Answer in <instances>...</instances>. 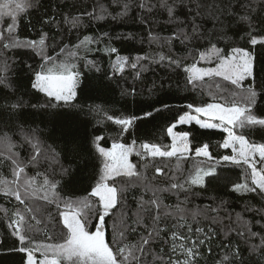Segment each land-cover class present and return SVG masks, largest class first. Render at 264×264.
<instances>
[{
	"label": "snow or ice",
	"instance_id": "1",
	"mask_svg": "<svg viewBox=\"0 0 264 264\" xmlns=\"http://www.w3.org/2000/svg\"><path fill=\"white\" fill-rule=\"evenodd\" d=\"M116 3L121 8L119 17L127 16L130 11L127 0L123 3L116 0ZM38 4L39 0H0V87L12 90L4 97L6 104L0 105V196L9 202L14 199L22 206L10 210L0 205V213L10 221L8 228L11 235L19 241V247L13 251L24 254L23 264H200L203 257L201 248L206 247L209 254L213 252L209 246L217 235V229L213 226L224 224L225 220L231 221L232 217H220L223 203L217 207L189 210L182 206L184 201L173 207L165 204L163 197L166 193H173L179 199V194L183 193L187 200L189 194L198 195L191 193L192 186L206 188L210 183L208 178L216 176L215 164L220 161L212 156L209 145L204 143L194 149L195 156L213 160L215 164L206 168L197 165L194 173L183 183L170 177L165 186L155 182L156 176L165 175L164 167H154L152 177L148 176L147 168L156 158L176 157L179 160L192 153L190 133L174 129L177 124L190 125L194 122L203 129L227 132L222 147L230 148L234 154L224 155L220 159L246 165L250 169V180L234 183L232 190L264 197V143L250 142L245 135H237L234 131L236 128L264 129V116L254 111L264 96V85L258 90L256 84V54L241 47H231L226 52L225 48L217 46L225 39L233 20L247 26L251 46L264 45V0H137L139 9L164 16V23L173 26V30L168 36L149 32V42L161 49L166 48L168 54L161 51L153 57L137 56L130 66L136 69L141 60L151 59L165 68H182L186 84L192 89L203 91L205 85L215 89L208 92L212 102L200 105L189 103V111L179 116L177 124L167 128V135L171 138V144L167 146L143 142L137 147L136 140H133L131 144L114 141L110 148H105L100 143L104 137L96 136L93 147L101 161L98 178L88 195L78 198L61 194L64 191L62 181L67 178V183L72 182V168L64 167L60 154L42 139V129L32 126L35 121L30 122V116L34 110L57 115L78 107L74 102L82 73L75 61L82 58L81 50L85 53L92 51L89 45L96 41L85 36L78 44H64L55 55H49L47 32L41 31L38 40H21L18 36V18ZM110 15L108 9L101 5L98 11L93 9L92 12H80L75 16L65 15L64 20L75 28L85 16L100 21ZM5 18L10 20L6 26ZM111 18L115 20L117 16ZM141 19L147 22L145 17ZM50 22H55L54 16L41 20L45 25ZM209 23L212 24L211 28L207 27ZM257 29L261 32L251 35ZM201 42H207V46L196 47ZM174 43L183 45L187 56L175 55L172 51ZM16 49L31 50L41 58L38 70L33 69L31 64L25 67L33 74L31 89L43 94V102L32 103L22 96L9 99L17 89L9 75L15 61L6 54ZM104 51L118 52L115 47H106ZM61 56L64 58L58 59ZM188 57L192 58L190 64L185 63ZM87 65L99 71L95 62L88 60ZM128 65V57L117 55L113 67L123 72ZM146 71V67H140L136 76L140 77ZM245 81L249 83L245 85ZM164 107L169 106L165 104ZM154 110L159 112L161 109ZM152 114L145 112L144 115ZM107 119L120 125L122 132H127L140 117L107 116ZM21 152L25 155L22 156ZM133 154L146 161L143 169L132 161ZM258 164L261 167L258 168ZM54 166L59 167V173ZM42 167L44 170L40 171ZM31 170H36L34 175H29ZM133 189L140 191V195H132L136 207L129 216L127 194ZM118 205L121 206L122 227L118 238L110 245L106 238L105 218ZM51 206L57 210L59 224L64 230L62 238L56 242L36 241L32 234L43 230L41 225L46 229L54 219L49 211ZM93 212L98 222L94 230H89L90 213ZM260 214L264 220V211ZM189 219L194 222L199 219L209 221L207 230L199 225L193 228ZM236 224L238 227L224 225L228 229L225 236L235 232L249 247L243 249L239 244H225L226 251L214 264H264V228L253 231L250 223L243 220L239 213ZM128 233H138V240L126 242ZM168 233V239L164 240L162 234ZM45 236L47 241H52L47 231ZM162 240L169 244L167 253L163 248L159 253L153 249V245ZM253 240L259 242L252 243ZM245 251L248 252L247 257L244 256Z\"/></svg>",
	"mask_w": 264,
	"mask_h": 264
},
{
	"label": "trees",
	"instance_id": "2",
	"mask_svg": "<svg viewBox=\"0 0 264 264\" xmlns=\"http://www.w3.org/2000/svg\"><path fill=\"white\" fill-rule=\"evenodd\" d=\"M123 2L124 0H121V3ZM127 2L130 4V11L123 18L118 15L121 8L116 0H39L37 7L28 9L26 13H21L18 18V36L21 40H38L41 31L48 33L49 47L47 52L49 55H55L64 44L70 46L78 44L85 36H90L96 41L89 45L93 49L92 51L85 53L81 50L82 58L75 61L78 70L82 73L81 84L77 89V99L74 102L78 107L61 111L57 115H49L44 110H34V114L30 116V122L35 121L32 126H39L42 129V139L47 144L52 145L60 154V161L64 167L71 166L72 168V182L67 183V178L62 181L64 191L61 194L64 196L85 197L94 186L101 163L93 147L96 136L104 137L100 143L105 148H110L114 141L131 144L133 140H136L137 146L143 142L167 146L171 144V138L167 135V128L176 124L179 116L189 111L187 108L189 103L200 105L212 102V96L208 92L209 90L214 92L215 89H209L207 85L204 86L203 91L199 88L192 89L190 85L186 84L182 68H165L164 65L151 59L141 60L136 69L130 66L137 56L153 57L161 51L168 54L166 48L161 49L158 45L150 43L148 37L150 31L168 36L173 30V26L164 23V16L139 9L137 0H127ZM101 5L111 13L104 20L97 21L85 16L82 23L75 28L64 20L65 15L75 16L80 12H92L93 9L98 11ZM49 16H54L55 22H50L47 25L41 23L42 19H48ZM111 16H117V19L113 20ZM142 17H145L147 22H142ZM9 22V18H5V26ZM207 27L211 28L212 24L209 23ZM246 29V25L233 20L231 28L227 29L225 39L221 40L217 46L225 48L226 52L231 47H241L256 54V84L259 90L260 86L264 85V45L251 46L249 43L251 36ZM258 32L261 30L257 29L251 35H257ZM117 37L120 38L117 39ZM205 46H207V42L196 45V47L201 48ZM106 47H115L118 52H105ZM172 51L177 56H187V50L179 43L173 44ZM6 55L11 56L12 60L15 61L11 66L9 75L14 81V88L17 89L9 99L22 96L32 103L43 102V94L31 89L30 80L33 74L25 67L26 64H31L33 69L38 70L42 62L41 58L31 50L25 49H16ZM117 55L129 58V65L125 66L123 72L116 71L113 67ZM63 58L61 56L58 59ZM88 60L95 62L99 71L87 65ZM185 63H192V58L188 57ZM140 67H146L148 71L142 72L140 77H137L136 72ZM248 83L249 81H245V85ZM154 85L155 87H153ZM133 89H135L134 94ZM149 89L152 91L150 92ZM11 91V89L0 87V105L6 104L4 97ZM165 104L169 107L165 108ZM156 108L161 110L157 112L154 110ZM254 111L257 115L264 116V96L260 98ZM145 112H152L153 114L146 117ZM107 116H138L140 119L136 120L134 126L127 132H122L121 126L108 120ZM176 131L190 133L193 152L179 160L176 157L156 158L155 161L149 163L147 174L152 177L154 167H164L165 175L156 176V183L165 186L170 177H175L177 182L183 183L190 174L194 173L197 165L206 168L215 164L213 160H208L202 156L196 157L194 154L196 147L204 143L209 145L212 156L220 162L215 164L216 176L208 178L210 183L207 187L192 186L191 193L198 195L189 194L187 200L183 193L179 194V199L173 193H166L163 198L165 204L173 207L184 201L182 206L189 210L204 209L208 206L217 207L223 203V208L219 213L220 217L230 215L232 220H225L224 224L213 226L217 229V235L213 237L209 245L213 249L211 254L207 252L206 247L201 248L203 257L200 264H214L226 251L225 244L230 243L233 246L239 244L243 249L249 247L243 242V238L238 237L235 232L225 236L228 229L224 225L238 227L236 224L238 213L243 220L250 223L253 231L258 232L264 228V220L261 219L260 214L261 211H264V197L256 193L242 194L232 190L234 183L250 180V169L246 165H236L229 161L220 160L224 155H233L230 148L222 147L223 141L227 138V132L222 129H203L195 123L179 125L176 127ZM234 131L237 135H245L250 142L264 143V129L236 128ZM21 155L23 156L25 153L21 152ZM131 159L143 169L146 161L135 154L132 155ZM54 167L55 171L59 173V167ZM259 167H261L260 164ZM39 170L43 171L44 168ZM35 171H29V175H34ZM4 174L7 175L8 173L5 171ZM56 178L59 179V175ZM132 195L138 197L140 191L133 189L127 194L129 216L136 207ZM0 205L10 210L15 207H22L14 199L9 202L2 196H0ZM49 211L54 219L46 229L41 225L43 230L32 234L36 241L56 242L62 238L61 234L64 230L59 224L57 210L51 206ZM95 215L94 212L90 213L89 230H94L98 222ZM9 222V219L0 213V264H23L24 254L13 251L14 248L19 247V241L11 235V230L8 228ZM189 223L193 228L199 225L207 230L209 221L199 219L194 222L189 219ZM105 225L107 240L111 245L112 241L118 238L119 229L122 227L120 205L113 209L110 216L105 218ZM45 231L52 236V241L46 240ZM138 231H142V229ZM181 231L185 230L181 229ZM169 235L170 233L162 234L164 240H167ZM138 238V233H128L126 242L134 243ZM258 242V240L252 241V243ZM161 248L164 249L165 253L169 252V244L164 243L163 240L153 245V249L157 253L160 252ZM244 256H248L247 251L244 252Z\"/></svg>",
	"mask_w": 264,
	"mask_h": 264
},
{
	"label": "rangeland",
	"instance_id": "3",
	"mask_svg": "<svg viewBox=\"0 0 264 264\" xmlns=\"http://www.w3.org/2000/svg\"><path fill=\"white\" fill-rule=\"evenodd\" d=\"M194 123V122H193ZM177 124V123H176ZM179 125H181V124H177V126H179ZM174 131H176V128L174 129ZM178 132V131H177ZM137 147H139V146H137ZM234 154V153H233ZM189 155V154H188ZM257 159H258V157H257ZM221 161H223L222 159H220ZM230 162V161H229ZM257 167L259 168V164L257 165ZM37 256H38V258H39V253H37Z\"/></svg>",
	"mask_w": 264,
	"mask_h": 264
},
{
	"label": "water",
	"instance_id": "4",
	"mask_svg": "<svg viewBox=\"0 0 264 264\" xmlns=\"http://www.w3.org/2000/svg\"><path fill=\"white\" fill-rule=\"evenodd\" d=\"M105 227H106V225H105ZM106 238H107V228H106Z\"/></svg>",
	"mask_w": 264,
	"mask_h": 264
}]
</instances>
